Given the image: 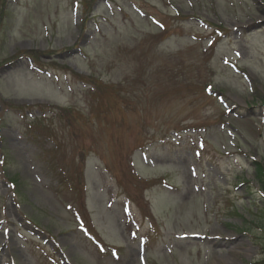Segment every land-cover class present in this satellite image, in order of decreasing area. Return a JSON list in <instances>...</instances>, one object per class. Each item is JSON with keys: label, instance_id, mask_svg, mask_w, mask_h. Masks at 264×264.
Here are the masks:
<instances>
[{"label": "rangeland", "instance_id": "374dc122", "mask_svg": "<svg viewBox=\"0 0 264 264\" xmlns=\"http://www.w3.org/2000/svg\"><path fill=\"white\" fill-rule=\"evenodd\" d=\"M0 264H264V0H0Z\"/></svg>", "mask_w": 264, "mask_h": 264}, {"label": "bare ground", "instance_id": "6f19581e", "mask_svg": "<svg viewBox=\"0 0 264 264\" xmlns=\"http://www.w3.org/2000/svg\"><path fill=\"white\" fill-rule=\"evenodd\" d=\"M180 192V191H179ZM185 194L184 191L180 192V195L176 197V202L177 203H182V205L184 204L183 201H184V198H183V195ZM181 205V204H180ZM163 257V255H162Z\"/></svg>", "mask_w": 264, "mask_h": 264}]
</instances>
